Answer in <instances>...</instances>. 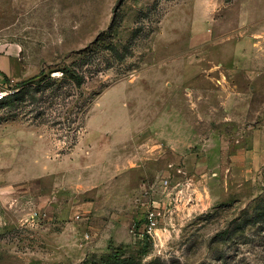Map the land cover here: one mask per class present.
Returning a JSON list of instances; mask_svg holds the SVG:
<instances>
[{"label":"rangeland","instance_id":"rangeland-1","mask_svg":"<svg viewBox=\"0 0 264 264\" xmlns=\"http://www.w3.org/2000/svg\"><path fill=\"white\" fill-rule=\"evenodd\" d=\"M263 4L0 0V264H264V74L223 72Z\"/></svg>","mask_w":264,"mask_h":264},{"label":"crops","instance_id":"crops-1","mask_svg":"<svg viewBox=\"0 0 264 264\" xmlns=\"http://www.w3.org/2000/svg\"><path fill=\"white\" fill-rule=\"evenodd\" d=\"M264 5V4H263ZM264 7V6H263ZM217 7L214 6L213 3H211L210 6H206L205 9L202 10V17L203 20H205L206 22H211V24L213 25V27H215L216 22L219 23L220 21H217L216 17H215V11H216ZM221 24L225 25L224 21L221 22ZM237 24H239L241 27L238 28V30L240 31H244L245 35H237L235 37L234 40V44H233V52H232V64L231 66H229V69H224L223 72L224 74H231L236 73V74H244L245 76H248L250 73H256L257 75H261L264 74V14H253L252 17H248L246 15V17H238L237 18ZM214 30V29H213ZM212 30V33H214V31ZM237 30V31H238ZM247 32V33H246ZM207 38H209V35H198L195 37V42H197L196 44H200L202 42H205V40H207ZM207 42V41H206ZM14 48L11 46L7 49V51L3 54V57L5 61L8 62L9 58V54L10 52H14L13 51ZM6 54V55H5ZM2 57V58H3ZM251 58V64L255 65L256 62L259 63V68L261 69H252V70H248L247 64H245V66L240 65V62H243V59H249ZM242 59V60H240ZM258 65V64H257ZM255 65V66H257ZM255 68V67H254ZM258 68V67H256ZM226 70V71H225ZM9 73V66L6 64H0V80L6 76L8 78H13V79H18L20 78V76H15V77H10L8 76ZM251 74V75H252ZM225 76V75H224ZM226 77V76H225ZM227 78H225L224 82H221L219 80V78L216 79V82L219 84L221 83L222 85V90H226L227 94L225 95V97L223 99H221V101H219V104H223V105H227L229 107L231 106H240L242 108L250 105L251 103V97L249 92L247 91L246 93H244L245 95H241L243 93H239L240 95L237 97L235 90L233 88V85H229L228 81L226 80ZM253 80H257V78H247L245 79V83L246 81H253ZM230 81V80H229ZM231 82V81H230ZM224 83V84H223ZM219 90H221L220 88H218ZM248 94V96H247ZM102 133V132H100ZM254 151V148L250 149V150H246L243 154V163H246L250 166V164L252 163V152ZM254 160V159H253Z\"/></svg>","mask_w":264,"mask_h":264},{"label":"built area","instance_id":"built-area-1","mask_svg":"<svg viewBox=\"0 0 264 264\" xmlns=\"http://www.w3.org/2000/svg\"><path fill=\"white\" fill-rule=\"evenodd\" d=\"M21 87L22 85H18L10 78H2L0 80V102L11 99L21 89ZM162 183L166 185L168 181L165 179ZM159 215L160 213H158L155 209H146L144 211L141 234L152 235L154 233L158 221L157 217Z\"/></svg>","mask_w":264,"mask_h":264},{"label":"trees","instance_id":"trees-1","mask_svg":"<svg viewBox=\"0 0 264 264\" xmlns=\"http://www.w3.org/2000/svg\"><path fill=\"white\" fill-rule=\"evenodd\" d=\"M18 84H19V83H18ZM19 91H20V90H19ZM19 91H18V92H19ZM18 92H17V93H18ZM17 93H16V94H17ZM16 94H15V95H16ZM15 95H14V96H15ZM14 96H13L11 99H13ZM11 99H7V100H5V101H3V102H8V101H10Z\"/></svg>","mask_w":264,"mask_h":264}]
</instances>
